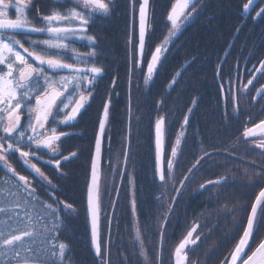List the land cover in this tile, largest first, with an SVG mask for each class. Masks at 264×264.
<instances>
[{"label":"snow or ice","instance_id":"obj_1","mask_svg":"<svg viewBox=\"0 0 264 264\" xmlns=\"http://www.w3.org/2000/svg\"><path fill=\"white\" fill-rule=\"evenodd\" d=\"M254 0H248L244 5L247 10ZM131 10L136 13V0H129ZM65 4H57L48 9H42L36 5V0H0V166L11 173L5 184L15 179V183L7 189V196L11 199L3 201L11 207H0V213L8 216L6 231L0 230V256L4 258L0 264H71V248L64 242H58V235L66 227V220L75 217L79 211L72 203L59 200L52 194L59 189L36 166L29 163L30 159H41L37 152L45 150L55 160L59 169L61 159L69 161L78 158L77 152L62 155L56 146L62 138L73 133L61 131V127L74 125L78 117L96 99L97 83L105 74L103 66H96L93 61L91 67L87 65L93 57L100 55L93 51L89 57L75 56L74 63H69L66 52L72 51L70 42L73 38L86 40L95 48H98V37L87 35L88 28L95 23L97 16L107 17L114 10V0H65ZM15 11V18L9 17L11 10ZM79 9V10H78ZM46 11V14H41ZM197 11L196 3L190 5L189 0H176L167 21L171 22V30L164 44L171 43L172 37L181 29V25L192 18ZM35 12V15H33ZM264 15V7H261L256 16ZM134 15V20H135ZM153 13L150 0H139L138 8V37L133 41L130 34L128 44L130 46L129 71L142 70L146 65L145 84L153 79L164 67L169 49L166 46L157 45L153 50L154 39L152 35ZM180 21V23H178ZM35 34H46L45 39H32ZM17 36L23 39H18ZM25 42L29 47H25ZM261 69L264 72V61H261ZM216 74L230 75L222 71V66L216 68ZM179 75V74H178ZM117 80L112 79L113 89L108 98L102 102V111L98 115V128L94 133V145L90 151V168L85 182V194L83 197V210L86 221L90 226L91 246L97 264H110L107 245L102 251L101 245V197L108 192L107 184L102 186L98 171V159L103 160L106 141L110 142L108 134L112 120V93ZM253 84L249 79L245 89ZM227 86L228 99L233 105L237 103V97L232 90L231 81L226 85L220 83V91L223 96ZM264 92V86L261 87ZM193 109L189 108V114ZM235 112V107L233 109ZM22 116L25 122L22 123ZM189 115L184 116L181 131L176 135L175 143L171 146L170 155H165V137L168 130L165 127V118L160 116L155 121V169L154 175L158 176L162 184L175 180L173 169L179 167L180 156L183 153L182 139L186 140L185 129L189 123ZM170 127V126H169ZM264 136V120L252 127H245L243 137L247 140L257 135ZM264 148V143L257 145ZM28 149V150H24ZM111 151L109 147V152ZM18 153L25 167L39 178L41 186L46 187L48 194L52 196V203L41 200L33 181L28 175L19 174L8 162V157ZM125 162L130 158L127 149L124 151ZM205 155H209L205 153ZM210 158V157H209ZM201 157L188 169L189 173L201 164ZM52 161H48L51 163ZM215 161H213L214 163ZM63 175V174H61ZM119 175L123 177L125 172L121 170ZM251 181H259L258 193L255 194L251 211L247 217L246 226L242 229V235L234 249L225 257V264H264V168L259 173H245ZM189 176L185 175L179 181L181 187L175 189L177 195L186 190L185 182ZM230 177H224L215 181H208L213 187L226 183ZM129 183L134 181L129 177ZM206 185L201 184L200 190H205ZM117 193L119 189H115ZM176 197H172L173 203ZM55 205V206H53ZM39 206L44 209L43 216H34L32 213ZM115 206V202H113ZM136 200L133 193L131 201L132 215L136 214ZM171 212L172 209L170 208ZM63 215V219L61 218ZM27 217V219H25ZM39 219L45 222L41 235L49 244L45 253L42 248L33 247L37 232L34 221ZM107 227L112 226V216H107ZM197 226H193L187 235L175 247L174 264H191L188 260V250L200 240V235L195 237ZM164 228L161 227L163 239ZM140 240L139 230L136 235ZM258 241V242H257ZM143 249V243L140 244Z\"/></svg>","mask_w":264,"mask_h":264},{"label":"trees","instance_id":"obj_2","mask_svg":"<svg viewBox=\"0 0 264 264\" xmlns=\"http://www.w3.org/2000/svg\"><path fill=\"white\" fill-rule=\"evenodd\" d=\"M38 1L39 4L47 5V0ZM175 2L176 0H150V7L153 13L151 25L154 39L153 47L159 42L163 35L162 33L169 25L167 16ZM247 2L248 0L194 1L193 3H196L197 7L194 18L182 28L172 42L163 70H160L151 80V89L145 92L137 91L133 101V108L142 107L144 110L142 111V118L130 126L131 141L134 143H131L128 149L130 158L125 164L124 172L127 174V169L129 167L133 168V193L137 205V215L154 216L155 205H157L154 199L155 196H159L162 190V183L159 181L158 176L154 175V124L155 119L162 112V98H165V104L167 107H171L173 111L180 104L183 105L182 110L184 111L185 102L191 106L195 102L196 107L193 113L194 120L191 121V132L198 135L213 136L211 141L207 142L206 140L200 143L201 147L209 155L203 156L204 159L198 165L199 167L193 169V174H191L192 172L183 173L184 176H189V179L185 182V187L187 182L190 184L191 181L192 184H190L189 189L187 184L186 190H182L180 197H184L185 193L191 191L192 187L197 188L201 183H206L205 190L199 189L198 199L201 204L206 202L213 204V208L220 209L217 212L219 214L227 215L228 213L230 215V212L231 214L235 213L241 208L238 204L245 202V213L241 221H234L230 218L228 220L214 221L216 223L215 228L230 232L231 226L237 225L239 226V232L228 251L221 256L220 260L218 256V259L212 264H223L225 257H228L234 249L239 236L242 235L243 227L246 226L247 216L255 194L259 191V187H257L259 181H251L245 173H259L264 168V152L256 157H251L247 154L240 160L237 159V162L231 159V156L243 153L241 151L242 148L237 145L240 143L239 140H234V137L243 134L245 127H251L264 119V92L255 100L256 92L264 86V72L254 71L259 65V69H261L260 62L264 61V15L256 16V12L261 7H264V0H257L255 7L249 12L244 9V5ZM114 3V8L117 6L124 8L128 4V0H114ZM119 15L120 13L117 10H113L109 17L110 19L96 20L88 28L87 35L98 37V48H95L90 42H85V46L91 52L97 51L100 53L94 59L92 58L90 63L93 64V61H95L96 66H103L105 74L97 83L96 99L82 113L80 120L69 128L74 131L73 135L62 139L60 143V153L62 155L66 156L75 151L78 158L70 159L69 161L61 159L59 169H57L55 160L49 154L40 153L41 159H36L38 168L59 189L52 195L66 203H72L73 207L79 211L77 216L68 218L64 230L57 233L58 242H64L71 248V264H97L94 250L91 246L89 224L84 216L83 197L85 194V182L90 168V151L94 145V133L98 128V115L102 111L103 100L108 98L109 92H112L113 77L116 78L117 83L111 97L112 120L108 130L110 142L106 141L105 144L103 158V160L105 159V164L109 162L108 157H111L109 156L111 152H109V147L112 149L116 144L117 149L118 142L121 143L120 138L124 131L123 122L125 111L127 112L129 64L122 40L124 36L126 37L127 21H125V17L123 19ZM218 66H222V71L230 73V75H221L218 78L215 71ZM251 68L252 71L249 72ZM255 72L256 74L254 75ZM174 76H176L178 81L175 84V88L171 91V95H168L165 86L168 85ZM250 78L253 80V84L250 86L254 85L255 87L258 83L260 86L253 95L252 101L248 102L249 107L245 106L246 96L244 95H240L241 98L237 99L235 106L231 99L224 97L226 96V90L223 93L224 98L222 97L219 87L220 83L228 85L229 81H231V87H236L237 92L240 93L243 91L240 85H243ZM251 88L253 89V87ZM210 89L211 91L209 92L208 90ZM163 93L165 97H162ZM175 94H180L176 102H174ZM209 95H212L213 98L210 99ZM132 96H134L133 92ZM262 102L263 105L261 106ZM243 104L244 106H242ZM228 105L229 117L223 121L224 108ZM209 107L214 110L215 114L212 121L208 119L206 114ZM234 107L235 112L233 111ZM237 117L239 118L237 119ZM125 149L126 147L124 151ZM227 152H230L231 156ZM50 160L52 162L48 163ZM102 161L99 160L100 165ZM213 161L215 162L213 163ZM17 166H19L18 169L21 175H28L29 179L33 181V185L36 187L41 200L46 203H52V196L48 194L49 190L41 186L39 178L30 173L22 163ZM226 167L228 169L225 171ZM104 172H106L105 169ZM10 176L11 174L5 173L0 168V207H11V205L3 203L5 199H11V197L7 196V189L15 183V179L11 180L7 185L4 183ZM125 176L121 178V183H118L121 177L120 175L118 176L116 185H120L119 192L117 197L114 194V198L117 199L113 198L115 206L112 214V236L108 243L109 261L111 259V263L112 258L114 262L117 259L114 252V240L117 235L116 233L114 235L113 231L116 229L122 234L123 229H126L128 224H130V222H126V216L132 213L129 211V196H127V203L121 198L122 183ZM226 176L231 179L224 184L213 187L207 183ZM228 182L234 183L227 184ZM243 184H246L244 190L242 188ZM211 190L214 191L212 192ZM207 192L210 194H207ZM206 194L207 196H205ZM145 198L150 200L148 210L145 209ZM201 210L202 207L198 209L199 212ZM32 214L34 216H43L45 213L43 208L37 206ZM211 216H213L212 213ZM61 218L63 219L62 214ZM8 222V216L0 213V230L6 231ZM139 222H141L140 218ZM44 223L39 219L34 221L37 236L33 247L42 248L46 253L49 244L44 236L41 235ZM119 224L120 227L118 229ZM104 241H106V237ZM135 246L138 249L137 244ZM3 260L4 258L0 256V261ZM128 261H131L130 264H142L138 258L128 259Z\"/></svg>","mask_w":264,"mask_h":264},{"label":"flooded vegetation","instance_id":"obj_3","mask_svg":"<svg viewBox=\"0 0 264 264\" xmlns=\"http://www.w3.org/2000/svg\"><path fill=\"white\" fill-rule=\"evenodd\" d=\"M36 4H37V0H36ZM38 35H43V34H35L31 38L35 39V37ZM18 39H23V38L18 37ZM25 43H27V42H25ZM250 71H252V68L249 70V72ZM174 88H175V86L174 87H169L168 85L165 86V90H166L168 95L169 94L171 95V91ZM225 90H226L225 91L226 96H224V97L227 98L228 97V90H227V88ZM232 90L235 93L237 99L241 98V96L239 95V92H237L236 87L232 88ZM208 91L210 92L211 89ZM179 96H180V94L174 95V100H175L174 102H176V99L179 98ZM162 97H165V94H163ZM209 98L212 99L213 96L209 95ZM182 106L183 105L180 104L177 108H175L174 112L178 115H177V117H174V116H172V114L170 115V113H168L169 108L165 104V98L161 99V111H162L161 115L165 118V122H172V124L174 126V128L172 129V125L171 124L168 125L169 131L165 137V155L166 156L170 155L171 146L175 143L176 135L181 131V125L183 124L182 119L184 118L185 115L190 116L189 123L185 129L186 140L182 139L181 147L183 148V153L180 156V164H179V167H176L173 169V172H172L173 176L181 174L183 169L187 168V165L190 163V162H188L189 159L195 158L197 153H198L199 148H201V145H200L201 142L206 141V140L208 142V141H211L213 138L212 135L204 136V135H198V134L191 132V127H192L191 121L194 120L193 113H194V110L196 107V103L194 102V105L191 106L189 104L187 105V102H185L184 103V111L182 110ZM189 108L193 109L190 114L188 112ZM208 109L209 110L206 112V114L208 115V119H210L212 121L214 118V115H215L214 110L210 109V107ZM181 115H182V117L180 118ZM80 117H78L77 121L80 120ZM228 117H229V105L226 108H224L223 121H224V119L227 120ZM238 118L239 117H237V119ZM23 119H25V118L22 116V123H23ZM259 122H257V123H259ZM61 128L65 129V130H63L65 132H70V133L74 132L73 130L69 129V128H71V126L70 127H61ZM261 137L262 136L258 134L255 137V139H257V140L252 142V140L254 138H251L250 140H246L243 137V134L236 135L234 137V140H239L240 143H238L237 145H239V147L242 148L241 151L243 153L241 155H239L237 153L236 156H231L230 152H227L229 154V156H231L232 161L237 162V159L240 160L243 156H246L247 154L251 157H256L257 155H260L262 152H264V148L257 147V145L264 143V139L263 140L259 139ZM64 138H66V137H64ZM64 138H62V139H64ZM40 153L48 154L45 150H42L40 152H37V155L39 156ZM205 153L208 154V152H206V151H205ZM205 153L203 155H201L200 158L205 156ZM31 160H32L33 164H36V159H31ZM8 162H9V164H11V166L13 168L16 169V171L19 174L21 173L18 169L19 166L16 167V165H18L19 163L23 164L22 160L19 158L18 153L14 154V155H10L8 157ZM36 166L38 167L37 164H36ZM24 167H25V165H24ZM0 168L5 173L11 174L4 167L0 166ZM227 169H228V167L225 168V171ZM186 173L188 174L189 171H186ZM229 183H234V182H228L227 184H229ZM201 184H206V183H201ZM200 185L197 188L192 187L191 192H190L188 197H182L179 199L176 198L174 203H173V201L170 203L168 211H167L166 215L164 216V218L162 220V224H161V227L163 226V228H164L163 239L161 237V227H160L159 231L157 229H155L156 224L154 222V216H149V215L140 216V215L135 214V217H133L132 213L129 214L128 216H126V222H130V224H128L127 227L130 229L133 228L134 231L136 232V234H137V230H139L140 244H141V242L143 243V249H140V247H138V249H139V251L140 250L145 251L144 253L146 254V256L149 259L147 261V264H152V262L150 260L151 257L148 256V254L150 255L151 248H152V245L149 242V240H150V238H152V236L155 237V234L158 232V246H157L156 264H174L175 247L178 246L179 242L184 238V236L187 235V232L189 230H191V228L193 226H197V232L194 233L193 236L195 237L197 234H199L200 240H198L197 243L195 245L191 246V249L188 250V253H187L188 254V260L191 262V264H212L218 259V256H219V260H220L221 256L224 255L228 251L231 243L234 241V239H236V236L239 232V226L232 225L231 231L229 232L227 230H221L220 228H215L216 223L214 221L228 220L229 218L234 220V221H241L243 216H244V213H245V208H244L245 202H240L238 204L239 206H241V208H239L238 211L235 213L231 214V212H230V215L227 212H226L227 215L226 214H219L217 212L220 209L213 208V204L211 205V203H209V202L201 204V201H199V199H198L199 192L198 191H200L199 190ZM179 186H180V184H179ZM235 186H236V184H235ZM162 187L168 188L165 184H162ZM242 188L244 190L246 188V184L245 185L243 184ZM211 191L213 192L214 190H211ZM207 194H210V193L207 192ZM207 194L205 196H207ZM159 196H160V198L162 197V190H161V193L159 194ZM132 199H131V201H132ZM155 200L156 199H154V202H155ZM149 201L150 200L146 199V198L144 200L146 210L149 209ZM200 207H202V210L199 212L198 209ZM170 208L172 209L171 212L169 211ZM211 213L213 216H211ZM139 218L141 219V222H139ZM119 227H120V224L118 225V229H119ZM115 230L116 229H114L113 232H114V235L116 233L117 237L114 240V242H115L114 252H115V255L121 256L119 252H122V249H123V247L120 246V244L122 243V238H121L122 234L119 230H116V231ZM107 241L108 240L106 239L105 242H107ZM152 241L153 240H151V242ZM137 245L139 246V241H137ZM149 245L151 246V248L149 247ZM119 256L116 258L120 262ZM117 259H115V260L118 262ZM140 259L142 260V257ZM131 260H132V258H131ZM130 262L131 261H128V258H127L126 264H130ZM119 264H121V263H119Z\"/></svg>","mask_w":264,"mask_h":264},{"label":"rangeland","instance_id":"obj_4","mask_svg":"<svg viewBox=\"0 0 264 264\" xmlns=\"http://www.w3.org/2000/svg\"><path fill=\"white\" fill-rule=\"evenodd\" d=\"M105 2H108V0H105ZM57 4L65 5V7L71 6L70 4H65V0H47V5L39 4V1L37 0V6L41 7L42 9H45V10L50 8V7H52V6H54V5H57ZM135 7H136V13L134 14L133 11L131 10L130 3H129V0H128V4L124 8L119 7V6L114 8V10H117L120 13L119 16H121L122 18L125 17V19H126L125 21H127V24H126V30H127L126 37L124 36V38H122V40H123V44H124V47H125V50H126V57H127V60H128L129 69H130V59H129L130 46L128 44V40H129L130 34L132 35L134 42H135V40L138 37V8H139V0H136ZM41 14H46V11L42 12ZM33 15H35V12H33ZM110 15H108L107 17L97 16L95 18V21L96 20L97 21H101V20H105V19L108 20V19H110L109 18ZM134 15L136 17L135 20H134ZM194 15H195V13L193 14L192 18H190L187 22H185V23H183L181 25L180 31L182 30V28H184V26H186L189 22L192 21V19L194 18ZM112 16H113V14H112ZM117 16H115V17H117ZM9 17L10 18H15L14 9L9 12ZM167 22L169 23V25H168L167 29H165V31L162 33L163 35L159 39V42L157 44H155V46H157V45L166 46L169 49V52H170L171 44L174 41V39L176 38V36L180 33V31H178L176 33V35L174 37H172L171 43L165 45L164 44L165 38L168 37L169 32L171 30V22H169V21H167ZM178 23H180V21H178ZM123 24H124V22H123ZM18 37H20V36H17V38ZM45 38H47L46 34L38 35V36L35 37V39H45ZM85 42L87 43L88 41H86V40H77L75 38L72 39V41L70 42V47L73 50L66 52V56L69 57L67 62L74 63L75 61L72 58L75 57V56H82V57H89L90 56V54L92 52L89 51L86 48ZM155 46L153 47V50H154ZM25 47H29V43H25ZM169 52L167 54V58H168ZM94 58L95 57H93V59ZM78 66H80V67H85V66L91 67L92 64L90 63V60H89L87 65L79 64ZM259 68H260V65L254 71H257ZM160 70L162 71L163 67ZM255 74H256V72L254 73V75ZM175 78H176V76H174L169 81V83H168L169 87H174L175 86L176 82L178 81L177 78L176 79ZM145 79H146V65L143 67L142 70H135L134 69L131 72L129 71V79H128V82H127V84H128L127 85L128 94H127V100H126L127 101V112L125 111V114H124V122H123L124 123V131H123V133L121 135V138H120L121 139V143L118 142L119 145L117 146V149H116V144L111 149V152H110V155H109L111 157H108V161H109L108 163L105 164V159H104L102 161L101 165H100V162H99V159H98V171H99V174H100V177H101V184H102V186L104 184H107V187H108V192L103 194L102 197H101V221H102V225H101V237H100L101 238L102 251L104 250L105 244L107 245L108 258H109L108 243H109V241L111 239V236H112V231H111L112 227H111L110 230L108 229V227L106 225V223H107L106 215L107 216H112V214H113V209H114L113 198L117 194V191L115 189H116V187L119 189V186H120L119 184L116 185V183L118 181V176H119V172L121 171V169L123 171L125 170L126 162L124 164L125 157L123 158V156H124V154H123L124 148L127 147V151H128L129 147L131 146V143H134V142L131 141L130 126L134 122H137V120L141 119L142 116H143L142 115V111L144 110V108H142V107H140L138 109L133 108V101L135 99V95H136L137 91L145 92L146 90H148V89L150 90L151 89L150 85H151V80L152 79L149 80L147 84H145ZM250 79H252V78H250ZM225 81L228 83L227 80H225ZM245 83L243 85H240L242 87L243 91L240 92L239 95L246 96V99H245L246 104H245V106L249 107L248 102L252 101V97L255 94V92L258 89V87L260 86V84L259 83L256 84L255 87H254V85L253 86L249 85L247 87V89H245V88H243L246 85ZM125 87H126V84H125ZM251 87H253V89ZM131 90L134 93V96H132V92H130ZM244 90H247V91L244 92ZM245 101H244V103H245ZM131 104H132V106H131ZM262 105H263V102H262L261 106ZM242 106H244V104ZM168 108H169L168 109V113H170V115H171V112H173L172 116L177 117L178 114H176L174 112L175 110L173 111V109L171 107H168ZM245 110H247V109L245 108ZM160 116H162V115L157 116L155 121ZM183 119H182V121H183ZM24 122H25V119H23V123ZM169 124L172 125V129H173L174 126H173L172 122H165L166 129L167 130L169 129L168 128ZM154 129H155V124H154ZM60 130L63 131L65 129L60 128ZM259 139L263 140L264 136H262ZM256 140L257 139L254 138L252 140V142L256 141ZM60 143L56 145L59 148V151H60ZM154 146H155V144H154ZM24 150H28V149H24ZM154 150H155V148H154ZM205 151L206 150L204 148H202V147L199 148L196 157L192 158V159H189L188 162H190V163L187 165V168L183 169L181 174L174 175L175 176V180H170L167 184H165L168 188H163L162 187V197L160 198V196H155V199H156L155 202H157V205H155L154 222L156 224L155 229H157L158 231L160 230V227H161V224H162V220H163L164 216L166 215V213L168 211L169 205L172 202V197H176L177 199L182 198V196L180 197V195H177L175 189L181 187V185L179 186V184H180L179 181L184 178L183 177L184 176L183 173L188 171V169L190 167H192L193 164H195L197 159L200 158V156L203 155L205 153ZM49 156H51V155L49 154ZM29 163L33 164L31 159L29 160ZM123 166H124V168H123ZM197 167H199V166H197ZM100 168H101V171H100ZM104 169H105L106 172H104ZM193 172L191 174H193ZM125 175H126L125 179L124 180L122 179L123 180V183H122L123 186H122L121 198L124 200V202L127 203V196H129V198H130V199H128V201H129L128 202L129 203V211L132 212V209H131V198H132V193H133V189H134V184H130L129 183V177H131L132 180H133V168L129 167L127 169V174H125ZM121 178L122 177H120V182H118V183H121ZM187 184H188V189H189V186H190V184H192V182L190 181V184L187 182L186 183V187H187ZM190 192L191 191H189V193H188V191H187L185 193L184 197H188ZM111 206H112V208H111ZM105 219H106V223H105ZM123 233L121 235L122 236L121 237L122 238V243L120 244V246L123 247V249H122V252H119L121 256L115 255V257L119 256L120 262H119V260H118V262L117 261L114 262L113 258H112V263H111V259H110V264H119V263H121V264L125 263L126 264L127 258L128 259H131V258L132 259H136V258H138L141 261L142 264H147V261L149 259L146 256V254L144 253L145 251L144 250H142V251L140 250L139 251V249H137L136 246H135V244H137V239H136V235L137 234L134 231V229L133 228L130 229V228L127 227L126 229H123ZM105 237L108 240L107 242L104 241ZM151 240H153V241L151 242ZM149 242L151 243L152 248L149 245V247L151 248V252H150V255L148 254V256L151 257L150 260H151L152 264H156L157 246H158V232L155 234V237L152 236V238H150ZM138 247H140V240H139V246ZM140 249H141V247H140ZM140 257H142V260L140 259ZM224 262H225V260H224Z\"/></svg>","mask_w":264,"mask_h":264},{"label":"water","instance_id":"obj_5","mask_svg":"<svg viewBox=\"0 0 264 264\" xmlns=\"http://www.w3.org/2000/svg\"><path fill=\"white\" fill-rule=\"evenodd\" d=\"M194 1H196V0H189V3H190V5L194 2ZM256 2H257V0H254V2L250 5V7L247 9V10H245L246 12H249L250 10H252L253 9V7L255 6V4H256ZM176 3V2H175ZM248 3V2H247ZM262 94V92H261V88L256 92V94H255V100L260 96ZM126 149H127V147H126ZM124 164H125V159H124ZM123 168H124V166H123ZM118 194V193H117ZM117 194H116V196H117ZM115 200H116V198H115ZM115 202V201H114ZM250 211H251V209H250ZM249 214H250V212H249ZM89 228H90V226H89ZM91 234V233H90ZM229 257V256H228ZM223 264H225V262L223 263Z\"/></svg>","mask_w":264,"mask_h":264}]
</instances>
